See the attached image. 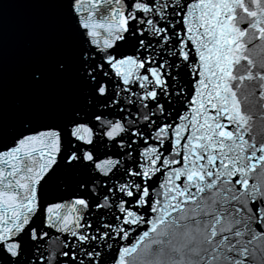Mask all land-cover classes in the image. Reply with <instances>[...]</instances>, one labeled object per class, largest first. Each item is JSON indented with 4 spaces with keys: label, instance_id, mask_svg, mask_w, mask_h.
<instances>
[{
    "label": "snow or ice",
    "instance_id": "snow-or-ice-1",
    "mask_svg": "<svg viewBox=\"0 0 264 264\" xmlns=\"http://www.w3.org/2000/svg\"><path fill=\"white\" fill-rule=\"evenodd\" d=\"M41 3L25 98L0 52V264H264V0Z\"/></svg>",
    "mask_w": 264,
    "mask_h": 264
},
{
    "label": "water",
    "instance_id": "water-1",
    "mask_svg": "<svg viewBox=\"0 0 264 264\" xmlns=\"http://www.w3.org/2000/svg\"><path fill=\"white\" fill-rule=\"evenodd\" d=\"M56 26V11L43 6L41 0H0V52L10 102L25 98L22 66L37 48L53 38Z\"/></svg>",
    "mask_w": 264,
    "mask_h": 264
}]
</instances>
